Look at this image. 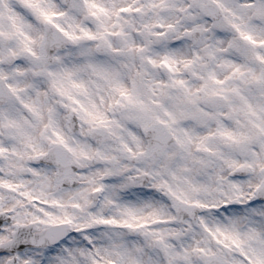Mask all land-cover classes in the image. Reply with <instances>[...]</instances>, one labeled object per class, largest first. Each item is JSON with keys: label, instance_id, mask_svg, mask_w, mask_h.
<instances>
[{"label": "snow or ice", "instance_id": "1", "mask_svg": "<svg viewBox=\"0 0 264 264\" xmlns=\"http://www.w3.org/2000/svg\"><path fill=\"white\" fill-rule=\"evenodd\" d=\"M0 264H264V0H0Z\"/></svg>", "mask_w": 264, "mask_h": 264}]
</instances>
